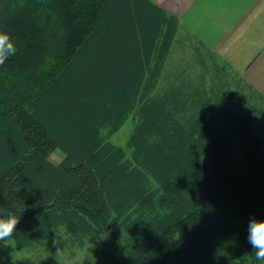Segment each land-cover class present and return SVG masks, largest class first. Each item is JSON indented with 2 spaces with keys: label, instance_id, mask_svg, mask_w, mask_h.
Instances as JSON below:
<instances>
[{
  "label": "trees",
  "instance_id": "1",
  "mask_svg": "<svg viewBox=\"0 0 264 264\" xmlns=\"http://www.w3.org/2000/svg\"><path fill=\"white\" fill-rule=\"evenodd\" d=\"M0 29L17 47L0 66V217H20L0 258L260 264L258 89L195 36L170 65L181 25L150 0H0ZM131 117L126 152L110 138Z\"/></svg>",
  "mask_w": 264,
  "mask_h": 264
},
{
  "label": "crops",
  "instance_id": "2",
  "mask_svg": "<svg viewBox=\"0 0 264 264\" xmlns=\"http://www.w3.org/2000/svg\"><path fill=\"white\" fill-rule=\"evenodd\" d=\"M264 95V0H150Z\"/></svg>",
  "mask_w": 264,
  "mask_h": 264
},
{
  "label": "rangeland",
  "instance_id": "3",
  "mask_svg": "<svg viewBox=\"0 0 264 264\" xmlns=\"http://www.w3.org/2000/svg\"><path fill=\"white\" fill-rule=\"evenodd\" d=\"M179 44L180 46L175 45V53L171 56L169 60L170 65H178L181 62L185 63L189 60H193L192 48L190 45L196 41L194 35L184 27H181L179 31ZM190 46V47H189ZM193 47V46H192ZM54 54H50L48 62H55ZM181 63V64H182ZM133 117H131L121 129L113 134L110 140L122 146L126 152H129L131 149L129 146V133L132 126ZM264 134V132H262ZM63 153L59 149H54L49 153V158L53 162H58L61 160ZM68 251L64 250L62 255L59 256L55 253L48 255L41 251V256H38V252L32 251H16L10 256H4L0 258V264H95L93 261L92 253L88 247L84 249L77 250L73 257H69Z\"/></svg>",
  "mask_w": 264,
  "mask_h": 264
},
{
  "label": "clouds",
  "instance_id": "4",
  "mask_svg": "<svg viewBox=\"0 0 264 264\" xmlns=\"http://www.w3.org/2000/svg\"><path fill=\"white\" fill-rule=\"evenodd\" d=\"M17 53L16 41L11 32L0 29V66ZM20 217L9 212L5 216L0 217V241L7 245L16 232ZM248 242L254 250V259L260 264H264V220L250 219L248 225ZM57 244V241H53ZM59 254V249L57 250Z\"/></svg>",
  "mask_w": 264,
  "mask_h": 264
}]
</instances>
